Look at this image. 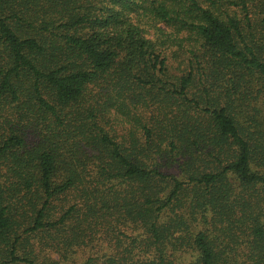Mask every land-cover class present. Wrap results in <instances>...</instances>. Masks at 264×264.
Segmentation results:
<instances>
[{
	"label": "trees",
	"instance_id": "1",
	"mask_svg": "<svg viewBox=\"0 0 264 264\" xmlns=\"http://www.w3.org/2000/svg\"><path fill=\"white\" fill-rule=\"evenodd\" d=\"M0 264H264V0H0Z\"/></svg>",
	"mask_w": 264,
	"mask_h": 264
}]
</instances>
